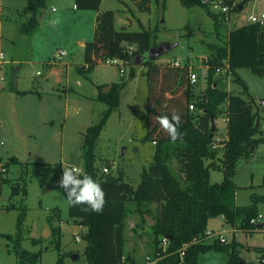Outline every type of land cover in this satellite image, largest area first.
<instances>
[{
  "label": "rangeland",
  "instance_id": "374dc122",
  "mask_svg": "<svg viewBox=\"0 0 264 264\" xmlns=\"http://www.w3.org/2000/svg\"><path fill=\"white\" fill-rule=\"evenodd\" d=\"M234 1L239 5L243 0ZM74 5L75 0H47L38 28L32 36H24L22 24L30 17L27 0H0V264H19L8 237L18 238L17 221L22 206L27 207L28 215L21 244L41 254L40 264H57L61 256L63 264H86V228L75 225L69 215L66 194L57 182L63 167L84 168V133L99 122L108 108L98 101L100 88L105 90L109 85L121 83L129 77L131 68L124 65L126 74H121L119 66L104 62L91 72H80L85 65L81 44L93 41L98 12L75 10ZM106 11L114 12L118 30L127 27L130 31H139L144 26L155 36L153 48L171 46L160 62L168 59L176 62L174 58L180 57L181 64H188L191 72L197 75L193 86L199 94L196 95L206 101L208 69L202 61L210 55L208 45L225 43L232 29L247 23L246 16L264 13V0H249L238 16L233 13L231 22L221 25L206 10L201 7L186 9L180 0H168L165 9L153 0L149 13L139 11L134 0H105L99 13ZM59 52L69 55L58 61L54 57ZM48 64L58 66L49 70ZM146 72V67L140 68L137 77L122 90L120 109L110 116L96 147L98 166L110 165L113 176L122 173L135 187L140 184L143 170L149 168L156 152L154 143L146 140ZM239 73L248 85L249 94L260 105L262 116L261 141L250 161H242L234 179L239 186L237 205L248 206L253 203L252 195L264 196V104L261 103L264 77L246 68ZM215 79L226 84L227 90L242 92L233 82V75L226 70ZM18 90L27 93L19 94ZM193 111L198 112L196 108ZM215 125L216 142L227 135L225 115L216 118ZM217 150L218 158H222L221 144ZM14 158L16 163L12 161ZM223 179L221 170L211 169L212 183H221ZM12 184L26 188V196L21 192L12 197ZM9 205L16 209L8 208ZM56 209L61 211V222L56 224L61 228L60 251L51 241L48 222ZM150 210L155 214L156 206ZM259 212L262 218H258L257 224L262 227L253 237L238 229L233 228V232L225 219L218 217L209 221L215 237L204 242L212 243L216 239L221 242L225 238L226 244H230L235 237L244 264H264L260 252L264 248V202L259 203ZM145 219L153 220L150 215ZM148 222L143 221L142 212L131 207L125 222L126 253L135 258L137 264H152L155 255L156 244ZM33 239H42L43 243L34 245ZM232 251L231 248L230 251L203 253L199 256V264H230Z\"/></svg>",
  "mask_w": 264,
  "mask_h": 264
},
{
  "label": "trees",
  "instance_id": "16d2710c",
  "mask_svg": "<svg viewBox=\"0 0 264 264\" xmlns=\"http://www.w3.org/2000/svg\"><path fill=\"white\" fill-rule=\"evenodd\" d=\"M102 1L75 0L78 10L98 12L95 36L93 41L85 44V65L80 72H91L101 63L114 58L123 60L130 66L131 72L121 83L109 85L107 93L100 88L98 101L107 104L108 108L102 113L99 122L84 133V168L79 174L81 178L87 174L97 180L106 193L107 201L103 212L99 214L82 211L87 205H69V215L75 225L86 228V264H137L135 258L126 253L125 222L132 206L142 212L144 222H148L146 215L155 221L154 225L148 226L156 244L152 260L154 264H199L201 254L230 251L231 248L230 264H244L237 251L239 243L235 237L230 244L219 239L212 243L194 242V239L203 237L209 221L218 217H223L235 230L251 235L262 227L253 221L260 216L259 203L264 202V196L252 195L251 205H237L239 186L234 179L242 161H250L261 141L260 105L249 94L248 85L239 71L246 68L264 77V25L249 23L234 28L228 33L225 43L208 45L211 55L204 61L208 67L206 101L195 94L188 64L177 67L170 63L144 62L148 77L146 140L156 145V152L149 168L143 170L140 184L135 187L124 179L122 173L118 177L112 174L99 175L96 147L110 116L120 108L122 90L137 76L136 58L146 55L153 48L155 36L144 27L139 31H130L127 27L118 30L113 11L99 13ZM167 1L155 0L162 9L166 8ZM134 2L139 11L151 12L153 0ZM223 2L228 6L235 3L234 0ZM248 2L243 0L239 5L244 6ZM181 3L188 9L201 7L216 23L225 24L211 11L210 3L206 4L202 0H181ZM239 5L233 11H238ZM46 8L47 0H27L30 17L22 24V35L32 36ZM224 61L229 63L227 73L233 75V82L242 88L241 93L227 90L224 87L226 84L215 79L217 68L222 67ZM191 105L198 112L190 110ZM173 111L181 117L179 130L183 134L182 141L172 142L157 120V117L164 115L171 118ZM221 115L226 117L228 138L223 142V155L219 159V151L213 147L217 128L213 131L212 120ZM12 161L16 163L17 159ZM217 167L222 169L224 180L212 183L210 171ZM21 192L25 195L26 188L12 184V197ZM1 195L0 188V200ZM152 206H156L155 214L150 210ZM8 208L16 209L13 205ZM20 209L18 238L9 236L8 239L13 244L19 264H40L41 254L31 252L21 244L28 209L26 206ZM48 222L52 231L51 241L60 251L58 241L61 228L56 224L61 222V211L56 209L52 212ZM163 238L169 240L166 249L160 246ZM33 243L40 244L43 240L33 239ZM261 251L263 257L264 249ZM57 264H63L62 256Z\"/></svg>",
  "mask_w": 264,
  "mask_h": 264
},
{
  "label": "clouds",
  "instance_id": "9594fccd",
  "mask_svg": "<svg viewBox=\"0 0 264 264\" xmlns=\"http://www.w3.org/2000/svg\"><path fill=\"white\" fill-rule=\"evenodd\" d=\"M161 128L168 134L172 142L183 140V134L179 130L181 124L180 115L173 111L169 116L157 117ZM58 187L62 188L66 194L67 203L72 206L87 205L82 211L102 213L105 207L106 193L101 184L90 175H83L81 178L78 170L63 167L62 176L57 182Z\"/></svg>",
  "mask_w": 264,
  "mask_h": 264
},
{
  "label": "built area",
  "instance_id": "2783aa9c",
  "mask_svg": "<svg viewBox=\"0 0 264 264\" xmlns=\"http://www.w3.org/2000/svg\"><path fill=\"white\" fill-rule=\"evenodd\" d=\"M211 4V11L218 15L220 17V19L223 21V23L229 24L232 20V14H233V10L234 8L237 6L236 3L233 4V6H228L226 4H224L223 0H210L209 2ZM247 21L249 23H260L262 25H264V14L261 15H251L247 18ZM68 53L67 52H59L54 58L58 61H61L65 56H67ZM4 55L1 54V58H3ZM105 63L113 65V66H119L121 73L123 74L125 72V69L123 68V66L125 65V62L121 59L118 58H114V59H109L106 60ZM170 64L180 67L182 66L180 62L176 61V62H169ZM226 70V73L229 71V63L227 61H224V65L222 67L217 68V74H221L222 72H224ZM190 80L192 85H194L197 82V75L193 74L191 72L190 74ZM190 109L193 111L195 109V107L193 105L190 106ZM215 148V147H214ZM113 167L108 166H104V167H99V175H109L111 174ZM76 170H78L79 173L82 172L81 169H77L74 168ZM262 217L261 215L259 216V218ZM257 220H254L253 223H256ZM215 237V233L211 230H207L203 237H197L194 239V242H204L206 240H209L211 238ZM221 242L226 243L225 238L221 239ZM169 245V240L168 238H163L162 239V246L164 249H166ZM152 264H154L152 262Z\"/></svg>",
  "mask_w": 264,
  "mask_h": 264
},
{
  "label": "crops",
  "instance_id": "0c3cea01",
  "mask_svg": "<svg viewBox=\"0 0 264 264\" xmlns=\"http://www.w3.org/2000/svg\"><path fill=\"white\" fill-rule=\"evenodd\" d=\"M104 1L105 0H103L102 1V4H101V7H102V5H103V3H104ZM181 1V0H180ZM135 3V2H134ZM236 3V2H235ZM136 5V4H135ZM245 6L246 5H242V7H240V9H238V11H233V13H235L234 15L236 16H238L239 15V13L238 12H240L242 9H244L245 8ZM161 7V6H160ZM162 8V7H161ZM184 8H186V7H184ZM195 8H197V7H194V8H191V9H195ZM74 9L75 10H78L77 8H76V6L74 5ZM101 9V8H100ZM186 9H188V8H186ZM262 14H264V13H262ZM253 15H255V14H253ZM98 16V15H97ZM251 16V15H250ZM249 17V16H248ZM247 16H246V20H247V18H248ZM97 18V17H96ZM97 24V23H96ZM246 24H249V22L247 21V23ZM246 24H242L241 26H243V25H246ZM144 27V26H143ZM240 27V26H239ZM233 30V29H232ZM85 44H86V42L84 43H82L81 45L83 46V49H85ZM208 49H209V46H208ZM210 50V49H209ZM69 55V54H68ZM67 55V56H68ZM210 55H211V52H210ZM210 55H209V57H210ZM162 56V55H161ZM161 56H159L157 59H155V60H153V61H156V63H158V64H162V62H160L161 60H160V58H161ZM209 57H207V58H209ZM207 58H205L202 62L204 63V61L207 59ZM190 59H192V58H190ZM170 59H168V60H165V62H163V63H169L170 61H169ZM174 61H178V62H183V60L180 58V57H177V58H174ZM72 62H73V60H72ZM180 62V63H181ZM186 62V61H185ZM102 64V63H101ZM51 65H53V64H48V69L49 70H52L53 69V67L54 66H58V65H53V66H51ZM140 65V67L137 65V64H135V66H136V68H137V72H138V70H140V68H142V67H146L145 65H144V63H142V64H139ZM182 65V64H181ZM186 65V64H185ZM205 65V64H204ZM125 66H126V64H125ZM182 66H184V64L182 65ZM205 68H207L208 69V67L205 65L204 66ZM147 68V67H146ZM64 69V68H63ZM65 71V70H64ZM120 73H121V71H120ZM122 74V73H121ZM123 74H126V70H125V72L123 73ZM138 74V73H137ZM137 77V76H136ZM3 81H4V78H3ZM194 86V85H193ZM68 88V87H67ZM107 88H109V90H110V87H107ZM1 89H2V86L0 85V91H1ZM13 90H15L14 88H13ZM18 91H21V90H18ZM17 91V92H18ZM65 91V90H64ZM105 91V90H104ZM32 92H33V90H32ZM63 92V91H62ZM67 92V91H66ZM58 93V92H57ZM65 93V92H64ZM58 94H61V93H58ZM195 94H197V93H195ZM197 95H199V94H197ZM96 101V100H95ZM120 109V108H119ZM118 109V110H119ZM117 110V111H118ZM227 123V122H226ZM147 131H148V126H147ZM227 135H226V137H224L223 136V138L222 139H220V140H216V145L214 146L213 145V147H215V149H217L218 148V146L221 144V146L223 147V142L225 141V140H227ZM215 139H216V135H215ZM218 141V142H217ZM219 141H222L221 143L219 142ZM155 145V144H154ZM156 146V145H155ZM220 159V158H219ZM218 166H219V164H218ZM217 170H221L222 171V169H220V168H216ZM223 172V171H222ZM224 180V179H223ZM223 218V217H222ZM260 218H262V217H260ZM210 222H209V225H208V229L209 230H211V231H213V232H215V230H213V229H210ZM233 229V228H232ZM233 232H234V229H233ZM218 234V233H217ZM239 234H242V233H239ZM258 234V233H257ZM219 235V234H218ZM254 235H256V234H252V235H250L249 237L251 238V237H253ZM248 237V236H247ZM238 238H239V236H238ZM261 249H264V248H261ZM261 253H262V251H260Z\"/></svg>",
  "mask_w": 264,
  "mask_h": 264
},
{
  "label": "water",
  "instance_id": "95a60500",
  "mask_svg": "<svg viewBox=\"0 0 264 264\" xmlns=\"http://www.w3.org/2000/svg\"><path fill=\"white\" fill-rule=\"evenodd\" d=\"M204 3L208 4L210 0H202ZM172 47L171 46H161L158 49L152 48L146 55L138 56L136 58V64H142L147 61H153L157 59L159 56L163 55L164 53L168 52ZM109 91V88L105 89V93ZM262 104H264V100L261 101ZM213 125V131L215 130V120H212ZM150 225H154L155 221L152 219H149ZM78 256H75V260H77Z\"/></svg>",
  "mask_w": 264,
  "mask_h": 264
}]
</instances>
